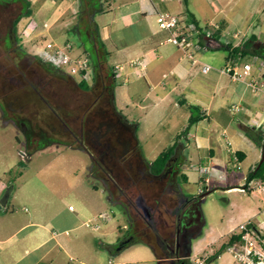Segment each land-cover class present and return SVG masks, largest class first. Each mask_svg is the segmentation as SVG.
Instances as JSON below:
<instances>
[{
    "label": "crops",
    "instance_id": "obj_1",
    "mask_svg": "<svg viewBox=\"0 0 264 264\" xmlns=\"http://www.w3.org/2000/svg\"><path fill=\"white\" fill-rule=\"evenodd\" d=\"M187 9L202 26L211 21L219 23L216 33L221 32L218 38L214 33L212 36H203L202 43L207 46L228 50L225 44L237 46L250 38L259 42V49L264 46V0H187V5L183 0H70V3L67 0H54L44 18L45 23L52 21L51 25H54L60 21L69 29L76 24V14H80L81 19L75 30L81 36L83 48L78 55H88L93 60L96 56L94 46L100 44L107 51L109 64V56L114 52L126 57L124 62H116L114 67L118 78L126 76V81L127 77L132 80L125 93L128 103L137 104L145 111L137 121L132 120L129 113L123 112L128 122L135 124L139 147L144 157V170L152 172L149 165L162 151L178 142L179 146L173 158L175 166L171 169L176 182L180 181V177L188 180L184 170L186 162L194 158L192 147L193 153L198 154L206 165L204 169L208 170L207 156L210 158L208 161L217 159L228 163L232 159L236 161L238 158L234 151H240L242 154L238 164L241 165L249 155L256 156L257 159L263 151V145L258 142V138L264 132V106L259 109L257 105L264 94L255 90L249 79L235 80L219 71L231 60L230 51L228 50L229 55H224V62L214 57L218 62L212 65L216 69L204 73L200 63L194 64L168 41L170 32L159 27L158 11L168 10L187 16ZM65 43L71 42L67 40ZM49 44L56 43L49 41L42 50ZM262 53L264 56V51ZM136 58L143 59L144 64L132 67L130 61ZM115 91L116 87V103ZM137 95L140 103L137 102ZM244 101L246 107L240 109ZM234 106L239 109L233 110ZM173 108L177 112L175 117L186 116L184 119L187 122L181 128L179 125L170 126L169 132L163 137L166 141L161 146L162 150L153 157H148L145 147L152 140L147 139L143 144L142 135L139 134L142 125L151 127L154 132L152 125H158L161 116L168 115V110ZM239 111L243 114V120L239 128H232L237 119L233 112ZM5 114L10 115L8 112ZM192 116H198V120L190 124ZM184 119H176L175 124L183 122ZM222 131L227 132L232 145L222 136ZM152 142V147L160 146V140L154 139ZM10 167L1 169L0 166V264H58L59 257L55 248L60 244V235L70 233L68 226L73 224L78 213L70 205L67 213L58 210L45 217L32 212L28 218L22 217L15 206L18 197H14L12 192L14 188L11 183L14 179L6 174ZM228 169L230 167H227V172ZM249 169L251 171L252 167ZM222 171L225 172L226 169ZM246 176L244 175V179ZM230 187L242 189L240 184H232L228 188ZM8 190L10 194L3 202ZM182 194L185 202L190 199L187 204L197 198H189L183 191ZM208 238L204 245L200 244V239L195 244L188 243L191 258L215 244L216 235ZM185 255L176 256L174 259L177 262L180 260L182 264H189ZM165 259H171V256Z\"/></svg>",
    "mask_w": 264,
    "mask_h": 264
},
{
    "label": "rangeland",
    "instance_id": "obj_2",
    "mask_svg": "<svg viewBox=\"0 0 264 264\" xmlns=\"http://www.w3.org/2000/svg\"><path fill=\"white\" fill-rule=\"evenodd\" d=\"M53 1L31 0V13L20 22L19 43L24 50L41 56L42 49L49 41L61 46L69 40L73 44V54L78 55L83 48L81 36L75 30L81 19L80 14H76V24L69 29L60 21L54 25H51L52 21L45 23V15ZM67 3H70V0H67ZM17 11L19 13V6ZM199 47L201 60L213 65L218 62L214 57L224 62V55H229L228 50L212 48L204 43ZM50 50L53 51L49 49L46 52ZM125 59L126 57L121 54L117 55V52L109 56L112 66H116V62H124ZM239 61L241 65L245 62L259 63V59L251 54L239 58ZM93 75V65H91L86 72V78L90 83L93 82ZM127 79L126 81V76L116 79V108L129 113V117L137 121L142 118L145 111L137 104L128 103L125 93L132 80L128 77ZM143 82L147 86L144 78ZM258 92L264 94V90ZM138 96L136 99L140 103ZM257 106L259 109L264 106V95ZM245 107L244 101L240 109ZM45 112H48V109H45ZM168 112V115L161 116L158 125H152L155 128L154 132L151 127L142 125L139 134L142 135L143 144L147 139L160 140V146L157 148L152 147V141L148 146L146 145L145 152L148 157H153L162 150L161 146L166 141L163 137L169 132L170 126L179 125L181 128L187 122V119H184L186 116L175 117L177 112L174 108L169 109ZM58 113L67 114L60 109ZM233 114L237 119L232 124V128H239L243 114L240 111ZM176 119L184 120L175 124ZM66 131V136L56 134L50 137V141L43 137L31 139L26 126L17 123L11 115L7 116L0 108V166L1 169L11 166L6 174L14 179L11 183L14 188L12 192L14 197H18L15 206L19 214L28 218L32 212H36L46 217L58 210L67 213L70 205L75 207L74 212L78 213V216L73 224L68 226L71 231L68 235H60V244L55 248V253L59 257L58 264H108L109 259H113L114 264H161L157 252L143 240L128 241L122 247L115 248L131 235L132 228L137 224L136 218L130 206L111 190L109 180L94 172L97 167L93 150L82 147L78 144L77 135L69 129ZM193 152L192 147L191 153L194 158L186 162L184 170L188 180L180 177V189L190 198L197 197L205 190L208 192L190 203L188 212L198 214L201 225L186 232L184 240L185 243L195 244L200 239V244L204 245L207 237L213 238L216 235L214 238L216 241L205 252L192 257L193 259L190 256L187 260L192 261V264H240L227 248L211 260L209 257L220 251L222 245L229 241L234 233H228L229 230L235 228L234 231H238L239 224L247 219H251L255 227L253 239L257 240L256 248L264 254V178L254 179L247 189L228 188L232 184L245 185L248 180L244 179V175H248L249 168H254L261 161L262 155L257 159L256 156L249 155L241 165L233 159L228 163L226 161L222 163L223 161L217 159L208 161L210 158L207 156L206 162H209L207 171L199 155ZM261 152L263 154V151ZM227 167H230L228 172ZM138 169L139 167L136 166L135 171ZM223 169L226 171H222ZM143 183L148 186L147 191L152 192L151 194L159 190L156 182L148 185L146 180ZM100 213H107L109 217L96 221L95 218ZM92 219L94 223L100 224L99 228L86 225V222ZM126 226L129 229H126ZM179 264H182L180 260Z\"/></svg>",
    "mask_w": 264,
    "mask_h": 264
},
{
    "label": "trees",
    "instance_id": "obj_3",
    "mask_svg": "<svg viewBox=\"0 0 264 264\" xmlns=\"http://www.w3.org/2000/svg\"><path fill=\"white\" fill-rule=\"evenodd\" d=\"M14 1L21 3L17 21L23 16L30 15V0ZM183 1L187 5V0ZM186 13L187 18L201 28L202 25L189 9L186 10ZM216 31L214 36L218 38L221 31L217 33ZM258 44L256 39L250 38L237 46L225 44V47L230 51V59L243 58L247 54L263 58L262 51L257 47ZM94 50L96 56L93 60L91 59L94 71L92 83L86 78L87 70H83L79 74H68L63 71L66 79L50 76L49 80L52 81L54 89L57 91V97L56 100H53V104L56 103L61 108L67 107L71 111L73 117L70 119L76 120V127L73 130L78 137V144L93 150V158L97 167L94 172L109 180L111 190L130 206L136 218L137 224L132 228L131 235L115 248L122 247L125 241L143 240L154 248L161 264H178L179 261L177 262L174 257L187 254L184 252L189 251V242L185 243V240L178 239V217L176 214L181 204L179 200L182 197L185 199V197L179 186L180 181L176 182L174 175L171 174V169L175 166L173 158L179 143H174L158 155L149 165L152 172L144 170V157L139 147L135 124L129 123L123 112L116 108L114 94L116 68L108 63L107 51L104 46L96 44ZM37 56L34 57V68L39 66L37 61L39 57ZM29 73L32 76L35 75L31 70ZM197 120L198 116H192L190 124ZM84 123L86 127L83 126ZM258 142L263 145L264 132L258 138ZM236 154L238 159H241L242 153L237 151ZM138 160L139 164H137ZM136 166L139 167L137 171H135ZM259 178H264V161L261 164L258 162L249 171L246 176L247 183L240 187L247 189L252 180ZM185 179L186 177H184ZM146 180L148 185L156 182L159 190L153 194L148 192V186L143 183ZM207 192L205 190L198 196L202 197ZM240 238V235L233 234L229 241L222 245L221 250L209 257V260L218 256L229 244ZM170 256L171 259H165Z\"/></svg>",
    "mask_w": 264,
    "mask_h": 264
},
{
    "label": "flooded vegetation",
    "instance_id": "obj_4",
    "mask_svg": "<svg viewBox=\"0 0 264 264\" xmlns=\"http://www.w3.org/2000/svg\"><path fill=\"white\" fill-rule=\"evenodd\" d=\"M20 4L14 0H0V107L10 113L17 123L26 126L31 139L43 137L50 141V137L56 135V130L61 133L62 127H67L74 133L76 120L70 119L73 116L67 107L61 108L60 105L53 104L57 91L49 78L51 76L66 79L64 72L41 56L24 50L19 43V26L25 17L17 21V9L18 6L20 9ZM35 56L39 57V66L34 68ZM29 70L35 75H30ZM45 109H48V112H45ZM59 109L67 114L60 115ZM83 126L86 127L85 123ZM179 202L181 204L176 213L178 239L183 241L186 239L185 233L197 229L201 220L198 214L188 212L187 205L190 202L187 204L183 197ZM185 260L192 264L186 258Z\"/></svg>",
    "mask_w": 264,
    "mask_h": 264
},
{
    "label": "built area",
    "instance_id": "obj_5",
    "mask_svg": "<svg viewBox=\"0 0 264 264\" xmlns=\"http://www.w3.org/2000/svg\"><path fill=\"white\" fill-rule=\"evenodd\" d=\"M157 21L160 28L168 30L170 36L168 41L179 48L184 56L189 58L194 64L200 63L202 71L209 73L216 69L211 63L204 62L199 57L200 47L203 45L202 40L205 34L212 36V34L220 27L219 23L211 21L204 26H199L187 18L186 15L177 14L168 10H160L157 13ZM53 49L46 52V50ZM73 45L71 43H65L63 45L49 44L41 55L42 59L47 61L53 66L59 67L62 71L69 74H79L83 70H87L92 65L91 57L88 55H75L72 52ZM240 57L231 59L225 66L221 67L219 71L227 74L235 80L249 79L251 85L255 90H264V59H259V63L245 62L240 64ZM143 59L136 58L130 61L132 67L142 66ZM119 68H121L119 66ZM233 110H238V106H234ZM222 136L227 140L229 145H232V141L228 138L227 132L222 131ZM235 156L238 158L236 152ZM236 158V159H237ZM237 162L239 159L236 160ZM205 170L208 171L206 168ZM253 183V180L250 184ZM71 208H73L71 206ZM109 215L107 213H100L96 217V221L99 219H107ZM87 226L99 228L100 224H96L92 220L86 222ZM126 226L125 228H127ZM239 230L234 231L235 228H231L228 233L240 235V239L235 240L229 244L227 250H229L233 256L240 261V264H264V254L260 249L256 248V241L253 239V233L255 227L251 219H247L238 226ZM68 233V231L66 232ZM199 259H197L198 261ZM113 259H109L108 264H114Z\"/></svg>",
    "mask_w": 264,
    "mask_h": 264
},
{
    "label": "water",
    "instance_id": "obj_6",
    "mask_svg": "<svg viewBox=\"0 0 264 264\" xmlns=\"http://www.w3.org/2000/svg\"><path fill=\"white\" fill-rule=\"evenodd\" d=\"M261 51H264V46H262L261 48ZM66 130H68V128L67 127H62V129H60V131H61V133H59L58 132V130H56L55 131V134H58V135H65L66 136V134H67V131ZM264 161V143H263V154H262V159H261V161H260V164L262 163ZM9 194H10V190H8L6 193H5V195H4V200H3V202H5V200L8 198V196H9ZM0 206H2L1 204H0ZM126 242H128V241H125V243ZM179 242V241H178ZM178 245H179V243H178ZM191 255V253H190V251H188L187 252V254L185 255L186 257V259L189 257Z\"/></svg>",
    "mask_w": 264,
    "mask_h": 264
}]
</instances>
